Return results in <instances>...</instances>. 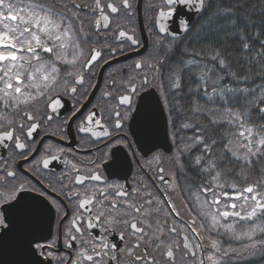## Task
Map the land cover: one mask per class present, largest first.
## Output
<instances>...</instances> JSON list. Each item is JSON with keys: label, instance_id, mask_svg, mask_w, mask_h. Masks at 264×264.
Masks as SVG:
<instances>
[{"label": "flooded vegetation", "instance_id": "flooded-vegetation-1", "mask_svg": "<svg viewBox=\"0 0 264 264\" xmlns=\"http://www.w3.org/2000/svg\"><path fill=\"white\" fill-rule=\"evenodd\" d=\"M6 2L22 8L28 0ZM62 2L67 3L70 10L63 23L71 20L75 33L63 55L67 60L76 57V63L56 60L57 80L44 95L31 105H21L18 112L6 113L10 124L0 120V133H14L12 139H5V149L0 151V177H4L9 186L24 185V191L16 194L21 202L42 200L46 206L38 221L27 225L18 222L7 231L0 227V264H73L74 261L76 264H211L214 258L212 242L218 236L208 227L207 219L197 210L192 196L187 197L183 192L186 149L181 140H174L180 134L169 131L173 118L167 114L161 98L164 54L170 49V40L182 38L189 30L178 38L158 30V13L167 11L164 0H130L128 10L122 7L120 0H101L104 14L109 17L107 22L100 19V10L94 8L95 0ZM109 2L118 7L117 13L107 9ZM74 4L87 7L77 9ZM73 12L81 19L72 18ZM5 23L14 28L19 22ZM120 30L137 43L119 37ZM77 43L79 48L71 46ZM92 49L100 51L101 57L85 67ZM40 54L44 60H52L60 51ZM136 62H141L142 66L136 68ZM78 76L83 77L82 83L77 82ZM129 85L137 89L132 96L134 110L123 119L126 106L119 105L118 97L131 93ZM73 88L75 92L71 91ZM150 90L157 93L166 116L169 151L154 148L138 134H145L144 128L133 125L139 99ZM116 112L122 114L119 130L115 128ZM25 113H30L34 119L29 121ZM89 117H93L91 121ZM96 119L101 120L102 126L95 124ZM33 123L38 127L29 136L28 129ZM81 127L92 131L81 132ZM105 130L108 136L92 135V132ZM16 137L25 148H16ZM53 156L56 159H52ZM45 159L49 162L47 167L43 163ZM9 171L14 173V178L6 176ZM93 173L101 180H86L83 185L76 182L77 175ZM106 185L113 188L107 189L105 207H110L115 199L135 204L140 212H132L128 217L117 215L111 221L108 219L111 213L105 212L97 220L102 211L100 201L104 199L97 189ZM117 191L128 195L117 197ZM8 195L4 192L0 198V216L10 214L9 205L16 203ZM93 196L91 204L79 207L81 200ZM149 200L151 204L147 203ZM145 210L149 213L147 216L142 215ZM125 219L129 223H124ZM133 220L143 232L134 234L130 226ZM188 225L197 231L192 232ZM172 228L177 231L173 233ZM37 244L45 247L36 248ZM102 244L108 245L103 249L107 254L96 257L94 251H101ZM185 244H188L187 249ZM169 246L174 253L171 259L164 255ZM82 249L93 255V261L80 256ZM136 256L141 259L137 261Z\"/></svg>", "mask_w": 264, "mask_h": 264}, {"label": "trees", "instance_id": "trees-1", "mask_svg": "<svg viewBox=\"0 0 264 264\" xmlns=\"http://www.w3.org/2000/svg\"><path fill=\"white\" fill-rule=\"evenodd\" d=\"M245 43L248 48L243 47ZM169 45L161 62V98L173 118L169 131L180 134L181 138L177 135L174 140H181L183 146L186 143L183 192L187 197L192 191L204 195L201 190L208 187L220 194L231 191L229 185L235 184L239 191L257 182L264 192V145H259L260 152L253 156L243 147L247 132L244 137L239 135L243 125L253 127L251 139L264 136V113L259 112L264 107V0H205L189 31L170 40ZM217 53L219 58L213 59ZM219 59L225 61L224 66ZM177 79L179 87L173 89L172 81ZM229 110L243 114L242 120H236ZM14 112L17 108L0 99V113ZM205 145L211 146V151ZM246 156L253 163L246 165ZM232 220L239 233L245 227L264 224V215L258 213L246 224L235 223V217L223 222ZM217 236L211 264H264V254L249 256L241 251L252 242L247 238L234 239L228 231L217 232ZM253 240H264V234H255Z\"/></svg>", "mask_w": 264, "mask_h": 264}, {"label": "snow or ice", "instance_id": "snow-or-ice-1", "mask_svg": "<svg viewBox=\"0 0 264 264\" xmlns=\"http://www.w3.org/2000/svg\"><path fill=\"white\" fill-rule=\"evenodd\" d=\"M122 7L125 10L131 8L130 0H120ZM164 3L167 5V11L161 10L158 15L160 17H173L175 13L174 5H185L188 7L195 6L197 10L204 6L205 0H164ZM73 7L79 9L81 7H87V5H79L74 4ZM107 9L110 10L111 13H117L118 7L114 6L113 3L109 2L106 5ZM94 8L99 9L101 12L100 19H103L105 22L109 20L108 15L104 14V8L101 6V0H95ZM15 13V14H14ZM69 7L67 3L62 2V0H28L22 8H17L15 4L11 2H6V0H0V25H3L5 30L0 31V99L4 100L5 103H11L14 108H17L19 111V105H31L33 102L37 100L38 97H42L44 92L49 89L50 86L53 85V82L57 80L58 68L56 67V60H64L67 64L76 63V57L72 60H67L63 55L64 50H66L70 46V41L75 35L73 31V25L71 20L67 24L63 22L69 17ZM74 19H81L76 13L70 14ZM7 21H18L19 23L14 28H9ZM96 24L99 23V19L95 21ZM181 30L183 31L187 27V22L183 19L179 21ZM160 32H164L165 28L163 25H160ZM83 28L81 27V32ZM119 37H127L128 40L132 42V44H136L137 41L132 37L127 35V33L123 30L119 31ZM51 45V46H50ZM73 47L79 48V44L71 45ZM107 47V45L105 46ZM244 48H248L249 45L245 43L243 45ZM38 49L40 51H38ZM59 50L60 54L55 55L52 60H44L41 52L43 53H53L54 51ZM116 49H113L115 52ZM101 57V52L96 49L91 50L90 59H86L85 67L88 65H92L94 61ZM219 54L217 53L213 59H218ZM219 64L221 66L225 65V61L223 59H219ZM141 62H136L135 67L140 68ZM27 81V82H25ZM77 82L82 83L83 77L78 76ZM131 87V93L120 95L118 97L119 105L126 106V112L122 114L120 112H116V121L115 128L117 130L120 129L122 124V119H127L129 113L134 110V101L132 96L135 95L137 89L135 85H129ZM173 89L179 87L178 79L177 81L171 84ZM36 89L35 93L30 91L29 89ZM43 88L44 91L41 90ZM72 92H75L76 89H71ZM215 91V89H214ZM247 91V90H245ZM107 95V93L105 94ZM264 103V101H262ZM230 115L235 117L236 120H242L243 114L239 112H231L229 110ZM259 112L264 113V107L259 108ZM27 119L29 121L33 120L34 117L30 113H25ZM95 116V113L93 114ZM93 117H89V121L92 120ZM0 120H3L6 123H11L10 120L7 119L6 114H0ZM235 122V121H233ZM215 123V121H213ZM95 124L101 125V120L96 119ZM38 127L37 124L33 123L31 127L28 129V135L31 136L32 132ZM23 128V125H21ZM81 132H91L92 130L87 127H81ZM253 127L249 126L245 128L241 125V130L239 131V135L241 137L245 136V132H247L246 139L248 140L247 145H243V147L247 148V152L253 156L257 155L260 152V148L257 147L256 152H253L250 145L252 144L251 137L253 136ZM14 133L12 131H6L0 133V143L5 139H12ZM94 136H108L109 132H92ZM256 135H260L258 132ZM197 140H202L201 137H197ZM215 143V142H213ZM257 145H264V136H260V139L257 141ZM16 148L23 149L25 148V144L20 142L19 137H16ZM205 148L211 151V146L205 145ZM225 149H228V146L225 145ZM264 155V153H261ZM52 159H56L55 156ZM246 165L253 163L251 160L245 157ZM200 158H197L196 163L199 164ZM44 166H48V160L45 159L43 161ZM211 167H215V164H211ZM161 171H163L161 169ZM7 177L14 178V173L9 171L6 173ZM219 177V173H217V177H214V180ZM76 182L83 185L86 180L99 181L101 177L98 174H91L90 176H76ZM217 187H224L223 185H217ZM231 191H224L218 195H215V199L210 201V205L217 208L218 216L212 215L211 219L213 222V226L219 225L220 227L226 228L227 231L233 235L234 239L247 238L252 241L251 243L245 245L241 251L249 256H255L257 254H264V240H253V236L257 233L264 234V224H256L251 228L245 227V229L239 233L235 232L232 224H220V218H230L235 217L237 221L235 223L239 224V222L252 221L253 218H256L258 213L260 215H264V192H261L259 189L261 184L257 182L256 184H248L246 187H243L241 190H236V185L228 186ZM113 188L112 185H106L105 188L97 189L99 194L104 197L103 200L100 201V207L102 211L100 215L96 217L99 220L104 216L105 212L111 213L108 219L114 220L117 215L121 216H131L132 212H140V208L135 204L128 201H117L113 199L111 201L110 207H105V201L108 199L107 189ZM24 191V185L21 184L19 187L15 185L9 186L4 177H0V198H3L4 192H7L8 198L11 200H16L15 204H10L9 208L11 210L10 214H5L0 216V227L7 231L12 225L16 223H20L22 225H27L29 223L38 221L46 211V206L42 200H35L32 203H23L16 198L17 193H22ZM136 191L135 189L133 190ZM201 191L207 193L211 192L212 189L205 187ZM41 196L44 195L43 192L39 193ZM70 196L76 195L75 193H69ZM117 197L127 196L128 193L124 191H117L115 193ZM221 196L231 200V203H227L225 208L231 209L229 210H220L219 206L221 204ZM93 197H88L83 199L79 203L80 208H85L86 205H89L93 202ZM239 201L243 203L239 204L240 209H245L247 205L251 204V209L247 211L237 210ZM148 204H151L152 201H147ZM149 213L145 210L142 215L147 216ZM178 214V213H177ZM202 216L206 215L205 213H201ZM79 219V217H77ZM124 223H129L127 219H125ZM73 225H75V220L73 221ZM92 225H89L91 227ZM131 228L135 233L143 232V229L138 228L136 222L133 220L131 222ZM150 226V225H149ZM192 232H196L197 229L192 225H188ZM203 227V224L201 225ZM76 231H80L79 228H76ZM171 231L175 233L176 228H172ZM75 239V237H72ZM159 239V237H157ZM187 239V237H185ZM84 243H88L85 241ZM260 244L261 247L257 248V245ZM213 247H216V241L212 242ZM31 247V242L29 241L28 245ZM139 246V245H137ZM160 245H157L159 247ZM45 245L37 244L36 248L42 249ZM108 247L107 244L101 245V251H94V255L96 257H100L102 253L106 255V252H103V249ZM199 247V245H197ZM184 248H188V244L184 245ZM129 253L131 254V249H129ZM51 255V254H49ZM164 255L171 259L174 256L173 250L171 246L168 247L167 251ZM185 256L188 255L187 252L184 253ZM227 255V253H225ZM80 256H82L87 261H93V255L87 254L86 249H82L80 252ZM135 259L139 261L141 259L140 256H136ZM211 259V257L209 258ZM23 264V262H22ZM73 264H76L74 261Z\"/></svg>", "mask_w": 264, "mask_h": 264}, {"label": "water", "instance_id": "water-1", "mask_svg": "<svg viewBox=\"0 0 264 264\" xmlns=\"http://www.w3.org/2000/svg\"><path fill=\"white\" fill-rule=\"evenodd\" d=\"M174 6V16L171 18H160L159 16L157 19V25L158 30L160 28V25L164 26L165 31L161 32L162 34L166 33L169 35V37L178 38L181 35H184L190 29L195 20V16L202 11L203 7L197 10L195 6ZM181 19L187 22V27L183 31L181 30L179 24V21ZM133 125L135 127H137L138 125L144 128L145 134H138L146 141L151 142L154 148H162L166 151L170 150L171 146L168 141L166 116L161 101L154 90H150L140 97L135 112L133 114ZM5 145L6 140H3V142L0 143V151H4Z\"/></svg>", "mask_w": 264, "mask_h": 264}, {"label": "rangeland", "instance_id": "rangeland-1", "mask_svg": "<svg viewBox=\"0 0 264 264\" xmlns=\"http://www.w3.org/2000/svg\"><path fill=\"white\" fill-rule=\"evenodd\" d=\"M3 25H0V31H3ZM5 30V29H4ZM260 138H258V137H256V138H252V144L250 145V147L252 148V150H253V148L254 147H258V145H257V141L259 140ZM248 143V140L247 141H244V143ZM185 145H186V143H185ZM184 145V147H185V149H187L186 148V146ZM247 145V144H246ZM246 148V147H245ZM247 149V148H246ZM211 167V166H210ZM214 169V168H213ZM215 173V172H214ZM212 189V188H211ZM218 195V192H216V190L214 189H212V191L211 192H208V193H206V194H204V195H202V194H197L196 192L194 193V191H192V194H191V200L192 201H194V204H196V206H197V210L200 212V213H205L206 215H204L203 217L205 218V219H207V221H208V227L210 228V230H213V231H215V233H219V232H221V231H227V229L226 228H223V227H220L219 225H215V226H213V222H212V219H211V217H212V215H217L218 216V211H217V208L216 207H214V206H211L210 205V201H212V200H214L215 199V195ZM232 201L231 200H229V199H227V198H225V197H223V196H221V204H220V206H219V209L220 210H229V211H231V209H227V208H225V205L227 204V203H231ZM238 203V208H237V210H241L242 212L243 211H247V210H250L251 209V204L249 203L248 205H247V207L245 208V209H240L239 208V204L240 203H243L242 201H239V202H237ZM228 219V218H227ZM227 219H224V218H220V224H225V222H223V220H227ZM228 223L227 224H229V223H231V224H233V220L232 221H227Z\"/></svg>", "mask_w": 264, "mask_h": 264}]
</instances>
